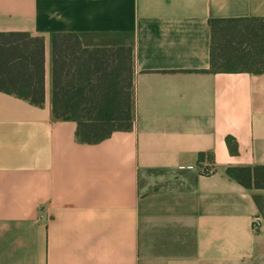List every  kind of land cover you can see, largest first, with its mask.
<instances>
[{
	"label": "crops",
	"instance_id": "0c3cea01",
	"mask_svg": "<svg viewBox=\"0 0 264 264\" xmlns=\"http://www.w3.org/2000/svg\"><path fill=\"white\" fill-rule=\"evenodd\" d=\"M213 19H264V0H0V264H264V190L226 175L264 166V73L212 71ZM238 30L264 47V22ZM118 49L133 128L80 143L53 103L94 84L83 50ZM230 56L218 36L216 64L246 67Z\"/></svg>",
	"mask_w": 264,
	"mask_h": 264
},
{
	"label": "trees",
	"instance_id": "16d2710c",
	"mask_svg": "<svg viewBox=\"0 0 264 264\" xmlns=\"http://www.w3.org/2000/svg\"><path fill=\"white\" fill-rule=\"evenodd\" d=\"M246 21L264 22V19L210 20L214 45L212 48V71L228 73L242 70L252 73H264V47L261 45V41L257 38L251 39L250 44H248L250 50L247 53H242L241 46L240 48L237 46L235 35L239 32L238 26L241 23H246ZM218 36L223 41L226 50L228 49L229 52L233 53V56L228 57L229 59L225 58V60L231 61V65L234 63L245 64V68L228 69L216 64L214 51L216 50ZM71 38L77 37L71 35ZM70 47L75 51L80 49L78 42ZM83 51L89 57L97 56L95 60H86L84 63H95L96 65L91 69L84 66L83 72H79V75L83 74V78L87 82L91 78H95V82L76 88L74 96L71 97L73 101L54 102L53 111L57 119L76 122L78 124L77 140L80 143L92 145L105 141L113 132H128L133 128L131 114V50ZM253 51H257L258 55H252ZM121 54L123 56L122 63H126V67L121 66ZM115 56L119 58L117 65L109 72V65L115 64ZM73 59L71 63H76V58ZM77 75V73L72 74V80L74 77L78 79ZM33 105L42 106L43 103L35 102ZM227 146L231 155L238 154L235 140L228 138ZM206 158L210 162L214 161L212 154H200L198 163H202ZM226 175L247 190H264V166L229 167L226 170ZM254 200L264 219V197L254 195Z\"/></svg>",
	"mask_w": 264,
	"mask_h": 264
},
{
	"label": "built area",
	"instance_id": "2783aa9c",
	"mask_svg": "<svg viewBox=\"0 0 264 264\" xmlns=\"http://www.w3.org/2000/svg\"><path fill=\"white\" fill-rule=\"evenodd\" d=\"M199 169L201 174L205 176H211L215 173L213 162H210L207 158L202 163H199ZM260 219H256L254 223L255 230L259 227Z\"/></svg>",
	"mask_w": 264,
	"mask_h": 264
}]
</instances>
